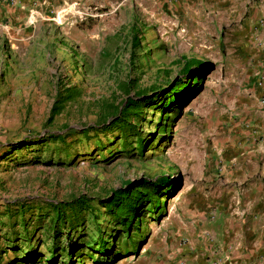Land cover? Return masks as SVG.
Listing matches in <instances>:
<instances>
[{
  "label": "rangeland",
  "instance_id": "rangeland-1",
  "mask_svg": "<svg viewBox=\"0 0 264 264\" xmlns=\"http://www.w3.org/2000/svg\"><path fill=\"white\" fill-rule=\"evenodd\" d=\"M257 45L264 0H9L0 16V264H226L240 255L220 242L242 238L218 223L223 153ZM128 96L140 105L121 113ZM146 181L159 187L152 202L136 200L127 231L105 204Z\"/></svg>",
  "mask_w": 264,
  "mask_h": 264
},
{
  "label": "crops",
  "instance_id": "crops-1",
  "mask_svg": "<svg viewBox=\"0 0 264 264\" xmlns=\"http://www.w3.org/2000/svg\"><path fill=\"white\" fill-rule=\"evenodd\" d=\"M7 2L0 0V16ZM250 51L255 58L249 68L251 78L240 86L236 99L234 144L223 153L227 176L218 223L232 225L242 237L220 238L221 246L240 253L226 264H264V79L261 86L257 82L259 75L264 77V47L257 45Z\"/></svg>",
  "mask_w": 264,
  "mask_h": 264
},
{
  "label": "trees",
  "instance_id": "trees-1",
  "mask_svg": "<svg viewBox=\"0 0 264 264\" xmlns=\"http://www.w3.org/2000/svg\"><path fill=\"white\" fill-rule=\"evenodd\" d=\"M198 78V77H197ZM182 86L181 82H177L175 88ZM68 97H72L73 95L78 93V88L69 87L67 89ZM140 102L137 101L133 96H128L125 100L124 107L121 109V113L128 111L131 108L139 107ZM84 132L87 133V130ZM142 151V150H141ZM165 183L164 180H162ZM159 184L158 182H150L146 181L144 185L140 188L141 190H132L128 191L125 189H119L115 192L114 196L105 204V207L112 211L115 216L123 217L122 223L123 226L129 231L130 225L132 223V217L137 212V203L136 200L140 199V197L148 198L149 201L152 202V194L153 192L158 189ZM141 191V192H139ZM150 202V203H151ZM103 251H106L105 247H103Z\"/></svg>",
  "mask_w": 264,
  "mask_h": 264
},
{
  "label": "built area",
  "instance_id": "built-area-1",
  "mask_svg": "<svg viewBox=\"0 0 264 264\" xmlns=\"http://www.w3.org/2000/svg\"><path fill=\"white\" fill-rule=\"evenodd\" d=\"M263 79H264V77L262 75L258 76V78H257L258 85L261 86L263 84Z\"/></svg>",
  "mask_w": 264,
  "mask_h": 264
}]
</instances>
